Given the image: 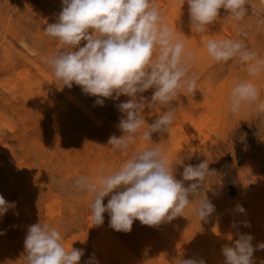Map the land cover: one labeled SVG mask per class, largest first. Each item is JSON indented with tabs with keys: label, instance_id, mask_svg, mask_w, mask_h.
Listing matches in <instances>:
<instances>
[{
	"label": "rangeland",
	"instance_id": "obj_1",
	"mask_svg": "<svg viewBox=\"0 0 264 264\" xmlns=\"http://www.w3.org/2000/svg\"><path fill=\"white\" fill-rule=\"evenodd\" d=\"M155 2L194 54L190 74L198 77L197 90L182 91L172 102L175 121L167 133H153L152 141L138 140L121 151L108 140L123 135L118 128L123 114L116 105L130 97L104 98L103 106L96 105V97L83 94L80 86L62 87L44 63L64 47L44 34L48 24L57 22L62 0H0V195L15 204L0 216V264H25L28 226L39 222L60 231L66 250H84L79 264L93 254L99 264H178L190 258L224 264L222 247L233 246L240 234H250L254 247L264 242V113L256 104L239 115L227 107L231 89L245 80L257 85L264 101V73L250 77L246 63L238 58L218 63L206 48L210 39H241L264 58V5L247 0L248 12L240 22L222 8L208 32L195 34L187 0ZM241 30L247 35H238ZM153 92L141 95L150 102ZM163 112L159 104L146 107L140 131ZM156 146L174 164L178 180L185 165L207 160L215 173L203 192L215 212L200 221L198 201H193L183 216L157 227L135 220L131 232H117L109 227L107 212L103 225H93L94 197L75 180L95 178L101 171L111 174L136 150ZM109 199H103L105 206ZM253 260L261 264L264 250H256Z\"/></svg>",
	"mask_w": 264,
	"mask_h": 264
},
{
	"label": "clouds",
	"instance_id": "obj_2",
	"mask_svg": "<svg viewBox=\"0 0 264 264\" xmlns=\"http://www.w3.org/2000/svg\"><path fill=\"white\" fill-rule=\"evenodd\" d=\"M260 2L264 5V0ZM187 3L190 27L195 34L208 32L222 8L237 22L243 21L248 12L247 0ZM44 34L64 45L44 60L62 87L80 86L83 94L96 97L95 104L99 106L104 105V98L130 97L116 105L123 114L118 124L123 135L110 136L108 145L117 150H126L138 140L152 141L153 133H167L175 121L176 107L172 102L182 91L194 94L197 90L198 77L190 74L194 54L186 50L185 42L169 27L155 0H62L57 22L48 24ZM238 35L247 33L241 30ZM81 41L86 43L80 46ZM206 48L218 63L233 58L246 63L250 77L264 73V58L248 49L241 39H210ZM149 89L154 92L147 102L141 94ZM157 104L164 108L163 114L141 132L146 123L142 113L146 107L151 109ZM253 104L264 113L257 85L252 80L237 82L228 98L229 112L239 115L242 108ZM173 165L162 147L136 150L119 170L111 174L101 171L95 178L80 176L75 185L94 197L90 202L93 225H103V214L107 212L109 227L117 232H131L135 220L150 227L171 222L183 216L193 201H198L196 212L200 221H206L215 212V205L203 190L215 170L209 169L207 160L196 166L187 164L181 173L182 180H178ZM184 181L192 183L185 187ZM106 196L110 199L105 206ZM12 207L14 202L9 203L0 195V216ZM237 210L245 211L239 205ZM252 240L250 234H240L233 246H223L224 264H254L253 254L264 250V242L254 247ZM24 248L25 264H79L84 255L83 249L66 250L60 231L40 222L28 226ZM85 264L99 262L93 254ZM178 264L206 262L203 258H190L179 259Z\"/></svg>",
	"mask_w": 264,
	"mask_h": 264
}]
</instances>
